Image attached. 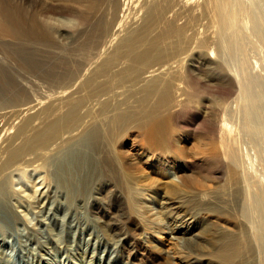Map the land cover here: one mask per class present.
I'll list each match as a JSON object with an SVG mask.
<instances>
[{
  "label": "bare ground",
  "instance_id": "bare-ground-1",
  "mask_svg": "<svg viewBox=\"0 0 264 264\" xmlns=\"http://www.w3.org/2000/svg\"><path fill=\"white\" fill-rule=\"evenodd\" d=\"M109 1L0 0V63H6V71H24L46 78L50 83L45 88L47 95L41 99L56 109L69 106L64 112L55 113L49 128H33L28 137L16 144L20 131L12 132L9 125L4 132L0 126V132L5 134L3 140H10L11 150L0 143V155L7 147L8 156L5 160L0 158V264H68L59 257L63 250L60 242L59 246L54 245L55 234L51 233L52 245L41 242L40 225L45 222L36 217L47 208L53 193L62 191L68 201L75 194L81 200V192L101 180L109 191L108 202L95 209L92 222L103 224L98 225L103 229L102 241L114 253L113 260L106 257L102 264H140L146 260L147 250L140 237L134 235L139 227L131 222V214L139 213L140 207L134 204L137 194H126L131 203L125 208L124 191L116 188L131 181L124 173L129 165L115 149L112 152L104 148L105 139H110L105 138V131L111 123L116 133L126 129L140 131L146 152L171 148L173 136L167 130L171 129L172 112L193 102L200 106L209 89L207 78L198 70L212 74L211 85L217 86L216 93L234 104L229 114L236 128L226 123L220 113L222 120L208 125L197 113L193 117L208 127L221 147L219 161L227 170V190L242 196L239 208L228 218L239 217L244 232L219 241L216 246L207 244L195 233V217L180 216L175 220L173 214L175 226H171V233L183 241L179 257L185 258L184 262L177 258L172 264H264V186L252 170L251 150L243 145L246 139L241 141L236 131L246 132L255 142L254 157L264 158V0H113V12L110 7L107 9ZM115 12L116 20L110 24ZM193 14L202 17L203 22L190 27ZM184 17L187 21L178 26ZM62 19L74 22V26L68 30ZM86 28H90V36H84ZM67 36L75 38L66 44ZM81 50L88 52L79 63L73 56ZM62 55H71V61ZM3 71L0 66V73ZM130 82L135 88L132 95L116 94L117 89ZM93 84L94 88L88 90ZM110 84L111 96L100 100L106 95L102 92L105 86ZM17 89H0V114H26L39 104L41 99L33 98L29 89ZM130 98L134 106L129 105ZM87 102L90 104L86 111L79 115V108ZM205 108V114H213L212 109ZM87 117L88 122H83ZM69 122L78 123L73 129L80 130L49 150L45 144L48 136L57 126ZM112 142L107 143L111 146ZM28 154L32 157L24 159ZM175 177L178 179L177 172L163 178L167 182L164 188L169 187L170 193L180 185ZM115 205L117 210H113ZM203 251L210 260H202ZM71 257L74 264H93V257L85 252L74 250ZM147 261L159 264L150 257Z\"/></svg>",
  "mask_w": 264,
  "mask_h": 264
},
{
  "label": "rangeland",
  "instance_id": "rangeland-1",
  "mask_svg": "<svg viewBox=\"0 0 264 264\" xmlns=\"http://www.w3.org/2000/svg\"><path fill=\"white\" fill-rule=\"evenodd\" d=\"M112 3L113 0L108 2V5L110 6H108L107 9L110 7V12H113L115 8V4L113 3L112 5ZM175 10L176 8L173 9V11ZM131 13L134 14V9L130 10V14ZM117 15L118 14L116 12L113 13V18L110 24L116 20ZM131 15H129V17ZM169 15L170 14L167 16ZM193 15H195L193 16L194 18H192L193 22L188 25L190 27L203 22L202 17H199L196 14ZM137 19L140 22V18ZM61 21L62 24L65 23V25L68 27V30L71 29L70 27L74 26V22H68L67 19H62ZM186 21L187 20L184 17L177 22V25L181 26L185 24ZM133 23L135 22H131V25ZM94 26L98 27L96 25ZM86 29L83 32H85ZM87 30L88 34L86 32L87 35L84 34V36H90V28ZM188 34L189 31L187 30L186 36H188ZM77 36L79 37V35ZM74 38L75 36H67L65 40H69L67 42L64 40L65 42H63L68 44ZM63 42H61L60 45H62ZM66 44H63V46ZM87 52L88 51L82 50L75 52L76 54L73 56L75 61L82 63L85 60L84 55ZM62 58L71 61V55H62ZM0 64L1 68L4 70L0 73L1 90H4L5 87H12L13 89L17 87V90H20V88L29 89L31 96L35 99H41V97L47 95V89L45 88L49 87L47 84L50 82L46 78L36 76L35 74L26 73L24 71H6V63L2 62ZM190 70L196 71L194 69ZM197 72L201 76L206 77L208 80L210 86L209 89L204 92L203 100L209 99L207 102H210L206 105L204 100L200 106L197 102H193L192 104L189 103L177 111L175 110L172 112L171 129L167 130V133H169L171 137L173 136L171 148H167L163 151L153 150V152H146L147 150L145 149L144 143L141 139L140 131L126 129L123 130L121 134L116 133L112 123L107 129L108 131H105L107 134L105 138L110 139H105L106 142L104 148L107 147L110 151H115L117 154H120L121 157L126 160L125 163L129 165L128 171L125 170L124 173H127L126 178H129L131 181L122 183L121 187L117 186L116 188L118 191L120 189L124 191L123 200L126 198V201L124 200L123 205L125 208H127L129 203H131L127 197L128 193H131V196L137 194V200L134 204L136 207H140L138 211L139 213L134 212L135 214H131V222L139 227V230L134 232V235L140 237L141 242L144 244V247L147 250L148 257L157 260V262L159 261V264H172L177 262V258L182 259L184 262L185 256L179 257L180 253L182 252L180 250V245L183 244V241L177 240L176 237L171 233V228L175 226L171 220L173 214H175V220H179L181 217H195V233L197 231L196 234H198L199 238L201 237L205 243L209 242L207 244L214 245V243H216V246L219 241H223L236 235L241 236V234L244 232L239 217H236L235 219L228 218L230 216L229 213L232 211H237L239 208V204L242 201V196L239 194H230L227 190V175H225L227 170L221 167V162L219 161V152L221 147L216 142V139L211 137L208 127L201 124V121H195L193 117V115L197 113L200 120L204 119V121L207 122V125L216 119H223L229 125H233L234 123H231L232 121L230 120L231 118L229 113L233 110L234 104H229V100H224L223 98L219 97L218 93H216L217 86L211 85L213 83L212 74H206L205 70H198ZM98 83H101V80H99ZM217 83L220 84L219 81H217ZM94 86L95 84H93L91 87H88V90H92ZM105 87L107 89H104L106 90L105 92L103 89L101 90H103L102 92L106 95L100 97V100L102 98L105 99L112 94V84ZM122 89H126V94ZM220 89L225 90L226 88L221 87ZM117 90H119L120 93ZM117 90L116 94L118 93L121 95V97H125L129 94L132 95L135 88L133 83L130 82L122 86L121 90L120 88ZM81 94L84 95L85 93L82 92ZM45 100L46 99H41L39 104H36L30 110V112L28 111L26 114L22 113L18 114L17 116H11L6 112H1L0 126H3L4 129L2 131L5 132L9 125H11L12 132L18 130L20 131L17 140H15V144L20 142L24 137H28L33 128H38V131L49 128L52 125L51 123L54 122L55 116L69 108V106H65L63 108L56 109L54 105H50ZM129 100V105L134 106L135 104L132 103L133 98H130ZM95 102L96 101H93L92 103L95 104ZM231 102H233V99H231ZM87 103L84 107L79 108V115H82V113L84 114L86 107L90 104L89 102ZM227 104H229V106H226ZM123 107L124 106H122L120 109ZM205 107H207L208 110L212 109L213 114H205ZM219 113L222 114V119ZM88 120L89 118L87 117L85 120L83 119V122H88ZM234 125L233 127L236 128V125ZM76 126H78V123L73 125L72 122L57 126L45 141V144L49 146V150L54 149L57 144L62 143L64 139H66L68 136H71V133L72 135H75L80 130V128L73 129ZM236 131L239 133L241 141L246 139L247 143L244 142L243 145L248 150H251V152H248L251 154V159L253 161L252 170L259 176L260 180L262 179L261 184L264 186V158H259L257 155L254 157L256 154L254 149L256 148L255 142L250 138V136H248L246 132L239 131V129ZM4 132H0V135H2L0 136L2 139L0 140V143L4 142L9 151L10 149L8 143L10 140H3L5 139ZM210 138H213V140ZM107 142H112L111 146ZM7 147L1 152L0 158L2 160H5L8 157L6 155ZM10 148L12 149V147ZM178 150L182 151V153L177 152ZM188 153H190V155ZM31 157L32 155L28 154L24 156V159H30ZM213 157H215L217 161L215 158L213 159ZM175 172H177L178 177V179L175 177V180L179 181L180 185L178 187H174V192L170 193L171 189L169 187L164 188L167 182L163 178ZM130 176H133L134 178H130ZM105 183V181L101 180L98 183L92 184L91 187H89V190L81 192V200H77L75 194L73 200L68 201L64 198L62 191L53 193L52 199L50 200L51 202L49 201L50 204L48 202L47 208L43 211V213L38 214L39 216L37 215L38 218L36 217V219L45 222L44 225H40L41 242L47 243L48 246L52 245L50 242V239H52L51 235L55 234L56 236L54 241H57V243H54V245L59 246L58 242H60V247H62L63 250L59 257L68 264L75 263L71 257L72 251L74 250L81 252V254L84 252L86 254H91L93 257V264H102V261L106 257L110 260L114 259V253L111 252L113 251L112 247L106 246V244L102 241V237H104L102 233L103 229H101L99 226H103V224H98V226L95 222H92V219H94L92 215L95 209H97V207H104L107 204L106 201L108 199L107 196L109 195V191ZM48 185L52 187V184L48 183ZM133 189H135V191ZM75 192L77 193V191H74V193ZM139 192H141V195ZM164 198L170 200H160ZM201 198H204V200H201ZM116 207H118V205H115L113 210H117ZM208 207L211 208L209 209ZM212 211L216 213H213ZM181 213L183 215H180ZM107 214L109 213L107 212ZM233 220L234 222H232ZM176 226H178L177 228L180 231L182 230L179 225ZM203 236L205 238H203ZM137 254L141 256L139 252ZM201 256H203L202 260L204 261L211 259L208 257V255H206V253H204V251L201 253ZM148 257L146 260H148ZM146 260H142L140 264H147L148 261L145 262Z\"/></svg>",
  "mask_w": 264,
  "mask_h": 264
}]
</instances>
